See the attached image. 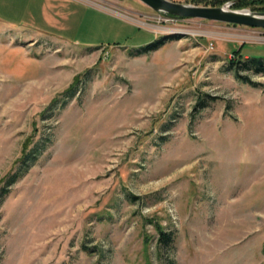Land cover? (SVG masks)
I'll use <instances>...</instances> for the list:
<instances>
[{
	"label": "rangeland",
	"instance_id": "rangeland-1",
	"mask_svg": "<svg viewBox=\"0 0 264 264\" xmlns=\"http://www.w3.org/2000/svg\"><path fill=\"white\" fill-rule=\"evenodd\" d=\"M58 2L0 25V264H264V88L229 68L264 28Z\"/></svg>",
	"mask_w": 264,
	"mask_h": 264
},
{
	"label": "water",
	"instance_id": "water-1",
	"mask_svg": "<svg viewBox=\"0 0 264 264\" xmlns=\"http://www.w3.org/2000/svg\"><path fill=\"white\" fill-rule=\"evenodd\" d=\"M152 10L182 18H199L215 22L264 28V12L230 10L225 7H202L169 0H139Z\"/></svg>",
	"mask_w": 264,
	"mask_h": 264
},
{
	"label": "trees",
	"instance_id": "trees-1",
	"mask_svg": "<svg viewBox=\"0 0 264 264\" xmlns=\"http://www.w3.org/2000/svg\"><path fill=\"white\" fill-rule=\"evenodd\" d=\"M195 5H204V6H219L223 2L227 0H189ZM230 1H237V0H230ZM237 6H248L252 8V10L255 11H264V0H239L234 5ZM175 37H169L168 40H172ZM163 39V38H162ZM160 43H163V41L155 40L152 43H149L147 45H144L140 48L145 53H148L150 51L155 50ZM244 46V45H242ZM236 52L232 54L233 59H235L234 62H229V68L233 71V74L237 81L248 84L252 87H261L264 88L263 84H260L258 82H254L249 74L254 75H261L264 77V58H255L249 56H245L244 54H241V48ZM32 153H28L26 155L25 160H30L32 158ZM172 242L171 234L165 233L163 230H159V237H158V244L159 245H167Z\"/></svg>",
	"mask_w": 264,
	"mask_h": 264
},
{
	"label": "crops",
	"instance_id": "crops-1",
	"mask_svg": "<svg viewBox=\"0 0 264 264\" xmlns=\"http://www.w3.org/2000/svg\"><path fill=\"white\" fill-rule=\"evenodd\" d=\"M58 8V0H0V25L9 29L43 33L45 30L41 28L45 26L42 21H55Z\"/></svg>",
	"mask_w": 264,
	"mask_h": 264
}]
</instances>
